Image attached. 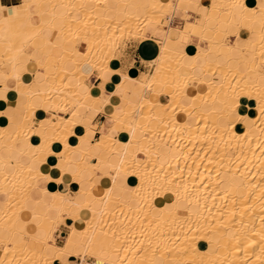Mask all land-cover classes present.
<instances>
[{"label": "bare ground", "instance_id": "bare-ground-1", "mask_svg": "<svg viewBox=\"0 0 264 264\" xmlns=\"http://www.w3.org/2000/svg\"><path fill=\"white\" fill-rule=\"evenodd\" d=\"M200 1L22 0L0 7V54L8 68L0 65V264H55L66 253L103 264H264V0L253 7L245 0H210L203 21L188 13V7L197 12ZM32 5L38 25L31 21ZM179 11L186 13L182 27L161 25L166 12ZM147 24L165 33L157 40L153 71L139 78L122 74L106 96L92 93L82 62L108 81L117 39L148 38ZM231 27L236 40L228 39ZM79 36L83 51L75 44ZM190 38L206 41L209 49L186 55L182 47ZM28 65L38 66L40 79L23 81ZM118 88L128 94L117 98L121 116L112 101ZM12 92L26 99L18 121L5 111ZM241 99L247 100L243 110ZM92 109L112 117L93 144ZM35 116L37 125L30 123ZM32 135L38 144L29 142ZM54 143L62 148L55 151ZM3 147L9 155L1 154ZM47 155L57 157L56 192L35 182L54 179L48 161L37 160ZM69 172L79 186L72 194L63 181ZM120 174L136 179L132 191H124ZM165 193L167 200L155 201ZM39 205L43 213L35 212ZM26 211L31 216L23 217ZM64 216L73 223L59 246L52 235Z\"/></svg>", "mask_w": 264, "mask_h": 264}, {"label": "crops", "instance_id": "crops-1", "mask_svg": "<svg viewBox=\"0 0 264 264\" xmlns=\"http://www.w3.org/2000/svg\"><path fill=\"white\" fill-rule=\"evenodd\" d=\"M176 1L177 0H172V2H176ZM21 2H22V0H0V7H2V9L5 7H17L18 5L21 4ZM209 3H210V0H201L199 3L200 5H198L197 12L193 11V7H188L189 15H191L192 17H196L200 21H203L204 20V13L207 12ZM245 5L247 7L248 6L253 7L256 5V0H245ZM30 10L33 13V17H31L32 23L34 25H38L40 20H39V17L35 16L36 12L38 10L37 6L32 5L30 7ZM203 10H204V12H203ZM76 14H78V13H76ZM185 17H186V13H184L183 11L176 12V14L173 15V17H172L173 19L171 18L169 24L182 27ZM223 27L224 26H221L220 29L224 30ZM232 31L236 33L237 29H235V27L234 28L231 27L229 29V37H233V39L236 40V38H237L236 34L233 33ZM143 34L146 36H149V37L142 39V40L141 39L126 40L123 42L122 45H120L116 49V56L111 58L109 60V64H108L112 73H110L108 75L106 74L104 76L108 80L106 82H102V79L98 76L99 73L95 70L93 71L91 66L87 62H82L83 71L85 73L89 74L88 78L85 80V83H86V85L88 84L87 86L92 89V93L97 94V93L101 92V93H103V96H106V93L110 92L113 89L114 85H116L122 81V74L128 75L129 78H139L140 76L147 75V74L151 73L152 61L156 58V56L158 55V51H159V45H158L157 40L158 39L162 40L164 38L165 33L161 29L157 30L152 24H147L143 29ZM46 35L50 37L51 33H47ZM240 36H241L240 39L244 38L243 35H240ZM81 38H83V37H81ZM84 38H86V37H84ZM190 39H191V41H190ZM190 39L185 40L186 43L182 47V50L185 52L186 55L191 56V55H194L198 51L202 52V51H206L209 49V45L206 41H198L197 38H190ZM56 40L60 43L63 42V39H61L60 37H57ZM26 53H32L33 55H38L37 52L33 51L32 48H28L26 50ZM53 53L56 56H60L62 54V51L58 47H55L53 49ZM66 67H67V69L71 70V69H73V64L68 62ZM27 68H28L27 69L28 71H26L25 73L22 74L23 81L29 83L32 80L41 78L38 73L37 74L35 73L37 70H39L37 65H32V66L28 65ZM7 69L8 68H6V69L3 68V70H7ZM40 74H42V73H40ZM248 77L253 79L254 73L250 72L248 74ZM72 80L74 81L73 78H72ZM39 84H40L42 89H46L47 86L49 85L48 82H45V81H42ZM149 94L150 93L146 92L144 94V96L148 97ZM127 95L128 94L124 89H121V88H118V90L116 89L115 94L112 97V101L115 103V106L117 107L116 116H121L124 112V108H122L120 103H117V98L122 97V96L127 97ZM25 101H26V99L24 96H21V95L16 94L15 92L14 93L12 92L9 95V98L7 100V104L5 107L7 117L9 118V116H10V117L16 119V121H18L20 119L21 114L25 112V108H24ZM32 101L36 106L42 104V102L39 101L38 97H35V96L32 98ZM241 102H242V109L241 110H243V106H246L247 100L241 99ZM48 113L53 114V112L51 110H49ZM89 115L91 116L92 113H89ZM16 116H17V118H16ZM92 116H93L92 122L97 124V128L94 131V135H93V139H92V144H93L94 141L100 137L101 129L106 130V129H109L111 127L110 119H112V117H111V115H105V114L100 113V112H98L96 115L93 114ZM65 117H69V112L65 114ZM32 122H33L32 123L33 125H37L39 122V118L35 116L33 118ZM9 129H10V127H9ZM99 129H100V131H99ZM112 135L114 137H118L119 133L118 132H116V133L112 132ZM32 136L29 137V142L32 144H38L40 141V138L38 136H35V135H32ZM24 141H25V139L19 140L17 143L21 144V143H24ZM90 142H91V140H90ZM52 147L55 151H58L62 148V145L59 143H54L52 145ZM159 149L162 152H165V149L167 151L168 144H166V143L161 144ZM1 154L3 156H7L10 154V151L3 147L1 149ZM106 157H108V155L106 153H102L101 158H106ZM92 159H95V161H93ZM92 159H90V160L93 163L97 162V158H92ZM37 160H38V162L48 161V163L50 164L49 172L52 174L54 179L41 180V182H40V179L37 178L35 181L36 184L40 183L39 185H42L44 183V187L48 192L58 191L59 183L55 180L56 178H58L60 176L59 169L56 167L57 157L47 155L46 157H43V158L40 157V159H37ZM52 160H55V164L52 163ZM23 161L26 162L27 159L24 158ZM29 164L34 169L39 168L38 163L29 162ZM42 168L45 169L44 166H42ZM99 169L103 172H106V173L109 171V169H106V167L104 165H100ZM7 170L12 171V168L10 165L7 167ZM120 176H121V179H122V177H126L123 174H120ZM109 179H111L110 175L106 178V180H109ZM121 179L118 180V183H120V184L123 182V180H121ZM63 181L67 184V190L71 194L78 191L79 186L77 183L73 182L71 172L66 173L63 176ZM136 184H137L136 179H133L130 176H127L125 184H124V191L125 190H126V192L132 191ZM103 186L104 185L99 184L98 187L96 188L97 192L100 193V196L103 195V191H102ZM126 192L123 193L119 189H115L114 194L121 195V196L123 195L124 197H128L129 195ZM68 195L70 196L69 193H68ZM168 197H169L168 194H163V195L157 197L155 199V201L161 202L164 199L167 200ZM3 198L4 197H2V199ZM34 198L36 200H38L37 198H39V195H35ZM86 198H87V200L90 201V203L96 202V199L93 197L92 194L89 195V193H88ZM28 206L32 207V204L28 202ZM36 209H37L38 213L44 212V208L41 205L37 206ZM29 216H31L30 212H25L23 217L27 218ZM87 216H88V214L86 211L83 214V217H87ZM72 223H73V219L71 216H64L63 217V223L60 224L54 230L53 235H52V238H53V241L55 242V244H57L59 246L63 245L64 238L69 233V226L72 225ZM103 256L105 257L106 254H103ZM73 257H77V256H73ZM68 258L69 257L66 255L63 260L66 261V260H68ZM91 258L92 257H89V259H91ZM79 259L83 260L82 258H79Z\"/></svg>", "mask_w": 264, "mask_h": 264}, {"label": "rangeland", "instance_id": "rangeland-1", "mask_svg": "<svg viewBox=\"0 0 264 264\" xmlns=\"http://www.w3.org/2000/svg\"><path fill=\"white\" fill-rule=\"evenodd\" d=\"M74 1H76V0H74ZM170 13V14H169ZM176 14V12H174V13H171V12H166L161 18H160V23H161V25H164V23H168L169 21H168V19H167V17H169L170 19L173 17V15H175ZM171 16V17H170ZM144 17V16H143ZM142 17V18H143ZM139 19V21H141L142 22V20L143 19ZM144 19H146L145 17H144ZM138 21V22H139ZM164 21V22H163ZM140 25V27L139 28H141L142 26V24L140 23L139 24ZM138 25V26H139ZM151 26V25H150ZM145 27V26H144ZM144 29V28H143ZM80 33H82V32H80ZM81 37H82V35H81ZM140 36H137V37H131L130 35L128 36V35H123V36H120L118 39H117V42L115 43V45L112 47V54L114 55V57L116 56V49L120 46V45H122L123 44V42L124 41H126V40H129V39H134V40H138V39H141V37L139 38ZM225 41H227L226 40V38H223ZM229 40H232L233 39V37H229L228 38ZM81 40V38H80V36L78 37V39L76 38L75 39V44H78L79 45V47H80V49L83 51L84 50V48H85V45L83 44V43H81V42H78V41H80ZM78 42V43H77ZM72 44V43H71ZM70 44V45H71ZM69 45V44H68ZM67 49H69V46H67L66 47ZM72 49H73V47H72ZM114 52V53H113ZM172 55V57H175L176 55L175 54H171ZM176 58H178V57H176ZM4 59L5 58H3V56L0 54V65H1V67L2 68H7V64H6V62H4ZM92 68V70L94 71H97L96 69H93V67H91ZM152 71H153V66H152ZM151 71V72H152ZM98 72V71H97ZM56 74V73H55ZM52 74H50L49 76H51ZM52 76H54V74L52 75ZM146 92H148V93H150V91H145L144 92V94L146 93ZM145 97H147V96H145ZM69 105V104H68ZM74 107H73V105H71L69 108H68V110H70V109H73ZM67 110V111H68ZM25 111H26V109H25ZM47 111H49V110H47ZM52 112H53V114L57 117V112H55V111H53V110H51ZM66 112V111H65ZM89 112H91L92 114H97L98 112H95L93 109L92 110H89V111H87V113L89 114ZM66 113H68V112H66ZM66 113H64V116H65V114ZM54 116V118L53 119H56V117ZM34 117H32L31 118V122L30 123H33L32 121V119H33ZM231 153V152H230ZM94 158V157H93ZM93 161H95V159H92ZM112 172V171H111ZM166 194V193H165ZM157 197H159V195H156V198ZM35 212H37V209L35 208ZM26 212H29V211H26ZM38 213V212H37ZM31 214V213H30ZM54 232V231H53ZM53 239V238H52ZM90 257V256H89ZM156 258L158 259V260H160L162 263L164 262V263H167V258H164L163 256H159V255H157L156 256Z\"/></svg>", "mask_w": 264, "mask_h": 264}, {"label": "snow or ice", "instance_id": "snow-or-ice-1", "mask_svg": "<svg viewBox=\"0 0 264 264\" xmlns=\"http://www.w3.org/2000/svg\"><path fill=\"white\" fill-rule=\"evenodd\" d=\"M52 163L55 164V160H52ZM66 255L69 257L68 260L64 261L61 258H57L55 264H103V262L98 260L95 256L89 259L88 254H85L83 260L79 259L78 256L73 257L70 253H66Z\"/></svg>", "mask_w": 264, "mask_h": 264}, {"label": "built area", "instance_id": "built-area-1", "mask_svg": "<svg viewBox=\"0 0 264 264\" xmlns=\"http://www.w3.org/2000/svg\"><path fill=\"white\" fill-rule=\"evenodd\" d=\"M167 19H168V21L170 22L171 19H170L169 17H167Z\"/></svg>", "mask_w": 264, "mask_h": 264}]
</instances>
